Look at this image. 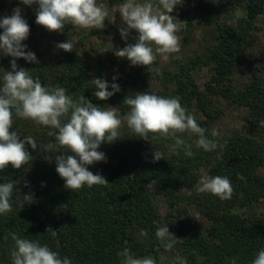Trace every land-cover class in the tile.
Listing matches in <instances>:
<instances>
[{
    "label": "trees",
    "instance_id": "obj_1",
    "mask_svg": "<svg viewBox=\"0 0 264 264\" xmlns=\"http://www.w3.org/2000/svg\"><path fill=\"white\" fill-rule=\"evenodd\" d=\"M241 5L246 6L247 16L237 26L226 23L224 10ZM15 7L25 8L22 16L30 34L23 43L39 61L36 64L17 59L18 68L29 70L33 78L39 77L42 85L62 86L69 95L83 94L97 106L114 107L126 114L128 108L123 100L127 95L145 92L153 81L173 83L160 95L180 97L182 106L207 129L206 135L212 138L211 130L215 128L219 143L226 142V146L212 152L193 146V157L185 156L183 148L172 155L167 149L172 141H145L131 130L120 129L121 139L101 145L107 161L101 167L109 185H85L79 191H71L55 170L54 156L49 163L39 147L33 150L26 145L33 157L31 164L21 169L9 165L0 171V183L19 182L20 194L33 193L34 202L24 204L22 209L14 203L11 213L0 216V264H11L14 242L9 233L47 244L73 264H120L117 253L125 247L138 257L153 256L158 264H168L160 261L162 255L169 259L175 255L186 257L188 264H229L232 257L238 258L237 264H252L256 253L264 248V213L250 214L251 208L264 202V126L260 125L264 120V62L258 63L253 53L258 41L255 21L264 14V0H184L172 13L186 23L181 51L175 54L180 59L163 62L157 56L153 66L161 69V76H153L146 67L131 66L127 58L115 56L114 49L134 43L132 37L136 33L130 34L125 46L116 47L118 29L111 22L113 15L105 20L104 29H89L78 37L72 52L63 51L58 61L50 65L45 53L32 42L33 31L42 27L35 22L38 5L0 0V18L10 16ZM75 34L76 27L66 24L57 41H73ZM194 41L197 43L191 47ZM243 62L250 64L245 81L238 75V65ZM204 67L209 68L210 78L200 85L195 75ZM0 69L11 71L10 60L1 50ZM113 76L117 77L115 81ZM94 78L115 82L120 91L101 101L94 97L96 89L88 83ZM219 102L245 112L240 129L218 128L224 114ZM12 130L20 132L21 138L33 136L38 145L54 140L47 136L49 129L16 117ZM155 148L165 152L166 159L153 163ZM205 172L229 177L234 189L230 200L196 193L194 186ZM25 182L29 187L24 186ZM149 182L155 184L154 190L148 187ZM159 197L170 208L185 200L206 220L204 230L197 231L180 219L177 229L169 231L183 241L170 252H165L155 237L156 229L165 225ZM49 228L57 231L55 237L47 231ZM142 229L147 231V237L139 235ZM194 253L204 259L198 260Z\"/></svg>",
    "mask_w": 264,
    "mask_h": 264
},
{
    "label": "clouds",
    "instance_id": "obj_2",
    "mask_svg": "<svg viewBox=\"0 0 264 264\" xmlns=\"http://www.w3.org/2000/svg\"><path fill=\"white\" fill-rule=\"evenodd\" d=\"M25 6L38 5L36 8L37 25L49 32L62 33L66 24L81 29H104L105 20L111 15L109 7L99 4L97 0H19ZM184 0H123L118 5L120 15L119 34L127 42L132 32L134 43H126L123 48H115L114 54L118 58H127L131 66H144L149 74L161 76L159 67H154L157 56L163 61L170 58L180 59L175 55L181 51V38L177 35L181 22L172 13ZM217 3L218 0H212ZM22 9L16 7L10 16L0 18V50L11 56V71H2L0 77V171L11 165L14 169H21L31 164L33 157L27 150L30 145L33 150L38 147L49 163L55 158L56 172L65 181V188L79 191L85 185L107 187L108 181L99 173L89 171V166L97 162H107L105 153L99 151L103 143H113L121 139V127L126 124L135 137L145 141L150 139L170 140L167 145L168 153L177 155L178 149L183 148L184 155L193 157V146L212 152L226 146L219 143V132L213 128L211 137L206 135L207 129L201 127L193 114L180 103V97H165L147 92L127 95L123 105L128 111L121 119L117 109H107L97 106L86 99L84 95H69L67 89L56 85H42L39 77L33 78L29 70L19 67L17 59H24L29 63L38 64L34 52L26 51L30 27L22 16ZM111 22H115L113 17ZM111 37H109V42ZM57 49L72 52L75 43L67 40L55 45ZM117 79L113 76V81ZM96 89L93 95L101 101H106L120 91V86L113 82L94 78L88 82ZM111 88V91L108 89ZM14 117L31 121L47 129V136L53 137L43 145H38L31 135L21 138V133L12 130ZM264 126V120L260 121ZM195 137L191 143L188 139ZM60 153V154H57ZM71 153V154H69ZM166 159L165 152L155 148L153 160L155 163ZM238 179L243 180V176ZM19 182L4 181L0 183V216L13 211V204L19 203L21 209L24 204L34 202V194L21 195L17 187ZM25 187H29L25 182ZM197 194H211L221 201L230 200L234 194L232 182L227 176H212L205 173L194 186ZM241 194V198H242ZM53 237L57 231L47 229ZM14 246L10 250L11 264H73L68 257H61L47 244L26 238L17 233H9ZM139 235L147 237L146 230ZM155 237L165 252H170L182 239L170 233L168 225H160ZM7 239V237H5ZM198 260L204 257L199 256ZM120 264H158L151 255L138 257L125 247L117 253ZM237 257H232L229 264H237ZM160 261L168 264H188L187 258L175 255L172 258L161 256ZM252 264H264V248L260 249Z\"/></svg>",
    "mask_w": 264,
    "mask_h": 264
},
{
    "label": "rangeland",
    "instance_id": "obj_3",
    "mask_svg": "<svg viewBox=\"0 0 264 264\" xmlns=\"http://www.w3.org/2000/svg\"><path fill=\"white\" fill-rule=\"evenodd\" d=\"M97 2L99 4H103L109 7L111 15L115 17V22H112V24L114 25V27L118 29L120 25V15L117 12V9H118V5L122 3L123 0H106V2H103L102 0H97ZM20 8L22 9L21 14H23L25 12V8L23 7H20ZM246 16H247V9L245 5H241L240 7H237V8L227 7L224 10L223 20L230 25L237 26L238 23L242 19H244ZM178 20H180L181 22H184L183 19H178ZM255 24L256 26L254 29V33L258 37V41L253 50L254 51L253 53L255 54V59L257 60V62L260 64H263L264 62V14L257 16ZM184 26L185 25H182L180 31L177 33V35L181 38V44L185 36ZM88 32H89V29H81V28L76 27V34L73 37L74 43L78 40V37L85 35ZM116 35H117L116 36L117 38L114 42L116 47L125 46V41L121 38L119 34V30L117 31ZM58 36H59L58 32H49L44 27H39L33 31V36H32L33 45L37 47L38 49H41L45 53V59L50 65H53L54 63H56L60 57V54L63 52V50L57 49L55 47V45L59 43L57 41ZM196 43L197 41H194L193 44H191V47ZM1 52L3 54V50H1ZM4 56L8 58L10 61L13 59L11 56H7V55H4ZM249 65H250L249 62H243L238 65V75L243 81H245L248 78ZM195 78L200 85H203L210 78L209 68H206V67L201 68L196 73ZM172 86H173V83L153 81L149 84L145 92L149 91L151 93L160 95V93L163 90L169 87H172ZM219 103H220L221 108L224 111V114L218 123V128L220 130L240 129L242 126V118L245 115L244 114L245 112L242 111L241 108H238L237 106H233L226 102H219ZM117 115L121 119H123V117L125 116V114L120 112L119 110H117ZM121 129L130 130L127 128L126 124L123 125ZM99 151L104 152L101 147ZM57 154H60V153H57ZM102 163L103 162H97L93 165H90L89 171L93 172L94 174L99 173L102 176L105 175L101 167ZM262 172L264 173V171ZM147 185L150 189H153V190L155 189V184L153 182H149ZM159 202H160V209L162 213L163 222L165 225H168L169 229L175 231L181 219V220H184L185 223L186 222L189 223L192 226L193 230H197V231L204 230L206 220L200 215V213L196 210L194 206L187 205L185 200H183L182 203L176 208H170L164 201L161 200V197H159ZM261 213H264V202L261 203L257 207L251 208V212H250V214L253 216L257 214H261Z\"/></svg>",
    "mask_w": 264,
    "mask_h": 264
}]
</instances>
